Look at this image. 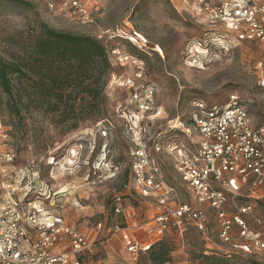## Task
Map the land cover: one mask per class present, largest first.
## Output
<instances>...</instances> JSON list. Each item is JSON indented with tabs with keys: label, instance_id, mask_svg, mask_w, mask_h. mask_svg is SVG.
<instances>
[{
	"label": "rangeland",
	"instance_id": "374dc122",
	"mask_svg": "<svg viewBox=\"0 0 264 264\" xmlns=\"http://www.w3.org/2000/svg\"><path fill=\"white\" fill-rule=\"evenodd\" d=\"M24 1L31 6L0 0V58L10 62L28 59L42 35L41 24H46L56 31L102 41L112 73L102 92L105 102L92 112L80 97L73 113L34 103L30 115L19 118L0 95V135L10 133L17 155L14 168L25 170L27 185L38 174L46 197L57 194L47 204L60 214L61 223L90 236L95 246L100 244L87 262L153 264L150 251L137 260L128 251L133 239L154 245L160 242L149 225L156 206L128 189L135 141L147 143L166 182L177 189L182 202H192L167 147L173 142L190 143L191 137L181 128L188 127L196 100L225 106L238 98L255 124L262 123L263 92L258 85L262 74L257 63L264 51L257 44L238 42L223 23L212 21L209 12L200 14V0H80L99 26L112 31L110 41L100 39L96 26L72 17L69 0H52L53 8L45 0ZM208 3L217 5L219 0ZM128 38L140 42L139 46ZM116 49L129 54L131 62L124 66L112 63ZM135 74L141 75L138 85L151 93L153 106L147 113L139 111L131 101L132 90L123 84V78ZM135 118H143L145 136L130 132L139 127ZM118 205L126 216L116 214ZM208 226L206 234L190 230L184 236L172 234L163 239L172 250L168 264H202L205 256L228 258L227 252L232 256L229 264H264V253L235 254L224 245L212 216Z\"/></svg>",
	"mask_w": 264,
	"mask_h": 264
},
{
	"label": "built area",
	"instance_id": "2783aa9c",
	"mask_svg": "<svg viewBox=\"0 0 264 264\" xmlns=\"http://www.w3.org/2000/svg\"><path fill=\"white\" fill-rule=\"evenodd\" d=\"M45 1L53 8L52 0ZM69 6L72 17L97 27L101 40H112V31L96 23L86 4L69 0ZM197 8L200 14L209 12L214 23H223L238 42L257 44L264 51V0H219L217 5L200 0ZM128 40L139 46L134 38ZM113 55L115 65L131 62L130 55L121 50L116 49ZM257 69L262 74L258 85L264 105V52ZM137 79H141L140 74L123 78V84L132 90L131 101L139 111L147 113L153 106L151 93L147 94ZM188 118V127L181 131L191 137L190 143L173 142L167 149L190 203L182 202L177 189L166 182L147 143L135 141L128 189L156 206L150 233L158 241L172 234L184 236L190 230L206 234L212 216L218 222L221 242L235 254H263L264 121L255 124L248 109L235 97L225 106L193 101ZM135 120H139V127L130 132L145 136L143 118ZM9 134L0 135V264H84L83 258L95 244L47 209L45 190L24 183L25 170L14 168L17 155ZM115 212L124 210L118 205ZM153 245L133 239L128 251L137 260ZM59 248L62 251H57ZM227 254L232 257L231 252Z\"/></svg>",
	"mask_w": 264,
	"mask_h": 264
},
{
	"label": "trees",
	"instance_id": "16d2710c",
	"mask_svg": "<svg viewBox=\"0 0 264 264\" xmlns=\"http://www.w3.org/2000/svg\"><path fill=\"white\" fill-rule=\"evenodd\" d=\"M4 1L31 6L24 0ZM40 27L42 35L28 59L10 62L0 58V95L7 98L13 114L19 118L30 115L34 103L47 110L63 107L64 113H73L80 97L82 104L87 102L86 109H99L105 102L102 92L112 73L106 45L91 36L56 31L46 24ZM150 253L153 264L171 262L172 250L164 241L153 245ZM203 258L206 263L202 264H229L228 259H232Z\"/></svg>",
	"mask_w": 264,
	"mask_h": 264
},
{
	"label": "crops",
	"instance_id": "0c3cea01",
	"mask_svg": "<svg viewBox=\"0 0 264 264\" xmlns=\"http://www.w3.org/2000/svg\"><path fill=\"white\" fill-rule=\"evenodd\" d=\"M33 185L34 186H37V187H41L42 186V181H38V180H36L34 183H33ZM43 190H45V189H43ZM46 191V190H45ZM56 195L57 194H54V196L53 195H51L50 197H49V195H48V197H45V198H43L44 199V203L46 204V207H47V209L48 210H50L51 211V213L56 217V218H58V219H60V214L58 213V212H56L53 208H51V207H49L48 206V202H51V203H53V199L56 197ZM46 196V195H45ZM52 200V201H51ZM125 211V210H124ZM59 214V215H58ZM120 215V214H119ZM121 215H124V216H126V214H124V212L123 213H121ZM129 221V220H128ZM141 222V221H140ZM66 225V224H65ZM66 226H69V225H66ZM69 227H71V226H69ZM119 232V230L117 231V233ZM83 233V232H82ZM83 234H85V233H83ZM89 239H90V241L92 242V243H94V240L90 237V236H88L87 234H85ZM65 244H67V243H65ZM107 244V243H106ZM105 244V245H106ZM100 244L99 243H96V246L94 247L95 249L97 248L98 249V246H99ZM64 248L66 249V247L64 246ZM93 248V249H94ZM93 249H91L87 254H86V256L83 258V261H84V264H96L94 261L93 262H87V258H88V255L93 251ZM57 251H62V248H59V249H57ZM102 262H100V263H97V264H101Z\"/></svg>",
	"mask_w": 264,
	"mask_h": 264
}]
</instances>
